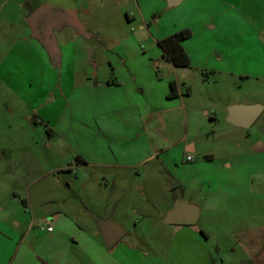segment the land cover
<instances>
[{"label":"rangeland","instance_id":"374dc122","mask_svg":"<svg viewBox=\"0 0 264 264\" xmlns=\"http://www.w3.org/2000/svg\"><path fill=\"white\" fill-rule=\"evenodd\" d=\"M45 1L0 0V264L13 263L20 239L7 211L30 199L37 232L55 226L46 214L64 212L124 264H140L128 244L152 264H165L168 251L167 264H250L236 236L264 225V155L248 152L260 139L256 124L235 128L225 108L251 91L264 101V0H69L82 28H53L56 61L28 35V10ZM184 29L186 73L157 45ZM87 79L121 82L122 93L106 102ZM167 79L189 89L185 106L151 108ZM180 140L195 146L194 162L173 149ZM239 155L251 157L243 176L224 169ZM182 195L200 209L196 234L169 247L172 228L159 220ZM103 218L123 226L116 248L97 228Z\"/></svg>","mask_w":264,"mask_h":264},{"label":"crops","instance_id":"0c3cea01","mask_svg":"<svg viewBox=\"0 0 264 264\" xmlns=\"http://www.w3.org/2000/svg\"><path fill=\"white\" fill-rule=\"evenodd\" d=\"M67 1L69 2V0ZM183 42H182V47H183ZM58 50H59V47H58ZM180 70H183V69H180ZM252 77H254L255 80L260 79V76L249 75V78H252ZM87 80H88V87L90 88V92L92 94L94 93L95 96L104 98L106 102L112 101V99H114L117 95L119 97V95L122 93V89L124 86L123 83L117 82L114 80L113 81L105 80L102 83H98L97 81L93 82L90 79H87ZM171 82L175 83V89L177 93V96H175L174 98H168V94L170 93V83ZM158 89L161 93V97L163 98V100H161V98L160 99L158 98L156 102L149 101V105L151 108H154V109L155 108L162 109L161 111L168 110V107H165L164 105L166 103L167 104L170 103V101L177 102L176 106H179V105L185 106L187 98H189L190 96V92L188 88H186L184 92H182L179 89L178 82L176 79H167L166 85L165 83H163ZM140 91H143V90L141 89ZM136 93H137L136 89H133V94H136ZM248 96L251 99H247V100L242 99L241 101L229 99L227 101L228 106L227 108H225V112H226L225 116L227 118L228 108L231 106L253 105V104H260L262 106L261 113L257 117L256 121L251 125V126H254L256 124L257 131L258 133H260V139L258 141H255L252 145L248 146L249 154L250 155L252 154L254 157H256L257 155L258 156L264 155V124L256 123L259 120V118L262 116V114H264V101L260 98H257V94L254 91H251L248 94ZM139 116L137 117L139 118ZM235 128H242V127L235 126ZM130 134L131 133L128 130L126 135L124 136L128 138ZM247 135H249V133ZM173 149H177V150H180L179 152H182V155H184L183 159L185 163L194 162V158H195L194 154L196 151L195 146L182 143V140H180L177 147H174ZM188 155L192 156V161L190 162L186 161V157ZM150 157H152V154L149 155L147 158H150ZM249 157L245 159V157L240 156V155L235 156L231 161H229V163H225L224 164L225 166L223 165L224 169H227V170L234 169L238 176H243L244 173H242V171L239 172L238 170L239 169L241 170L243 166L246 165L248 161H250ZM212 160H213L212 156H206V162H212ZM179 186L181 187V184H179ZM180 203L186 206H189L191 208H194L198 212V220H199L200 209L194 203L193 200L186 201L184 200L183 195L181 196V200L178 198H174V202L172 206L166 210L164 216H161L159 220L163 224L162 226H164L165 228H169V227L172 228L173 236L172 238L168 240V242L170 243L169 247H171L172 244L173 245H175V243L177 244V242H178V245H177L178 248L185 245L186 239L182 237L181 238L178 237V235L180 233H184V231L190 232L191 234L193 233L196 234V231L193 232V230L191 231L189 228L196 225L198 223V220L195 224H192V225L171 224L167 222L168 215ZM28 204H30V206L33 205L31 202V199L28 201V203L23 204V210H20L17 208L14 211H10V210L7 211V214H8L7 217L15 216L18 218V219H13V221L11 222V225L13 226V228L17 230L19 237H20L19 244H18V250H16V255L12 259L13 260L12 264H39L38 262H41L43 264H124L121 261V259H119L121 261L120 262L116 258H112L111 256L112 254H114L113 251L112 253L108 254L109 252L107 253L105 249H103V247L98 243L99 242L98 238L91 237L88 234V232H86L84 225L77 222L76 220H74V217L71 218L70 215L64 212L58 211L53 214H46L47 217L51 218V220L55 222V226L47 222L46 223L47 227L41 228L42 233L37 232L38 229H37L35 218L32 216V214H30V212L27 213ZM0 211H4L3 207L0 208ZM135 212L139 213L140 216H145V212L143 210H138V211L136 210ZM102 220L112 221L116 223L117 225H119L121 228L123 227L122 225L118 224L117 221L113 219L103 218ZM0 222H3V221H0ZM147 224L149 223L147 222ZM62 226L67 227V233L65 232V228L64 230L60 229L62 228ZM48 227H52L53 228L52 231H48L47 230ZM198 231L203 240L207 239V237H205L206 235L204 236L201 229ZM67 238L72 239V243H70L69 246L76 247V249H78L76 252L77 254L72 252V255H70V250L68 252V248L66 249L67 242L65 240ZM146 241L147 240H145L144 242L147 244H150V242H146ZM236 241L242 247V249H244V251L246 252V256L250 264H264V225L260 227H256L252 229L251 231H246L240 237L236 236ZM43 242L47 243L48 246L43 247V244H42ZM195 243H197V241ZM114 246H112L111 248H116ZM128 246L133 251H136V257L139 260L138 262L140 264H152V258H153L151 256L152 254H148L149 252L144 253V251H142L141 249L133 247L129 244ZM120 252H121V249H119V253ZM123 254H125L124 251H123ZM73 255L75 256L74 257L75 259L72 257ZM169 255H170V252L168 251L166 253V259L164 260L165 264H167V261H168L167 258ZM178 256L180 258V251H178ZM209 262L210 264H213L212 258H210Z\"/></svg>","mask_w":264,"mask_h":264},{"label":"water","instance_id":"95a60500","mask_svg":"<svg viewBox=\"0 0 264 264\" xmlns=\"http://www.w3.org/2000/svg\"><path fill=\"white\" fill-rule=\"evenodd\" d=\"M183 0H166L169 7ZM74 8L67 0H46L27 19L31 37L36 39L52 57L59 53L53 34V28L60 23L81 27ZM82 28V27H81ZM184 73L187 72L183 68ZM262 111L260 104L236 105L228 108L227 121L237 127L248 128ZM198 212L182 203L168 215L167 222L171 224H195ZM97 228L104 240L106 248L114 246L123 236L124 231L116 223L108 220H98Z\"/></svg>","mask_w":264,"mask_h":264},{"label":"trees","instance_id":"16d2710c","mask_svg":"<svg viewBox=\"0 0 264 264\" xmlns=\"http://www.w3.org/2000/svg\"><path fill=\"white\" fill-rule=\"evenodd\" d=\"M190 36V31L184 29L157 41V45L163 52V57L176 68L188 69L190 66L189 56L182 47V42L190 38ZM56 58H59V56H56ZM175 96H177L175 83L171 82L168 98H174Z\"/></svg>","mask_w":264,"mask_h":264},{"label":"flooded vegetation","instance_id":"af4514ba","mask_svg":"<svg viewBox=\"0 0 264 264\" xmlns=\"http://www.w3.org/2000/svg\"><path fill=\"white\" fill-rule=\"evenodd\" d=\"M32 1V0H31ZM23 3H27V1H23ZM44 3V2H43ZM42 4V3H41ZM41 4H38L36 7H34V8H29V10H28V17L30 16V14H32ZM28 17H27V19H28ZM27 21V20H26ZM28 35L30 36V38H32L31 37V32H30V29H29V32H28ZM32 39H34V38H32ZM37 43H39L36 39H34ZM39 45H40V43H39ZM42 46V45H41ZM43 47V46H42ZM56 56H59V53L58 54H56V55H54L53 57H50V59L51 60H53V61H56V60H58V58H56Z\"/></svg>","mask_w":264,"mask_h":264},{"label":"built area","instance_id":"2783aa9c","mask_svg":"<svg viewBox=\"0 0 264 264\" xmlns=\"http://www.w3.org/2000/svg\"><path fill=\"white\" fill-rule=\"evenodd\" d=\"M186 161H188V162L192 161V156H191V155H188V156L186 157ZM52 229H53L52 227H48V228H47L48 231H52Z\"/></svg>","mask_w":264,"mask_h":264}]
</instances>
